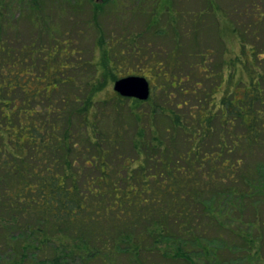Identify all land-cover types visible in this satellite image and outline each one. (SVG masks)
<instances>
[{"label": "trees", "instance_id": "16d2710c", "mask_svg": "<svg viewBox=\"0 0 264 264\" xmlns=\"http://www.w3.org/2000/svg\"><path fill=\"white\" fill-rule=\"evenodd\" d=\"M171 2L156 0L168 12ZM122 11L121 0H0V264H199L198 256L209 264L234 237L245 245L252 231L264 233V51L238 33L239 52L225 62L238 64V78L220 74L198 100L199 116L185 111L189 99L179 111L153 93L139 100L114 90L99 100L107 80L120 78L114 35L99 20ZM82 13L83 26L98 30L95 63L74 56L53 17ZM252 15L254 24L264 16ZM23 19L41 42L17 37ZM73 26L81 32L82 20ZM84 65L104 79L88 78L82 94ZM157 74L163 92H195L176 74Z\"/></svg>", "mask_w": 264, "mask_h": 264}, {"label": "rangeland", "instance_id": "374dc122", "mask_svg": "<svg viewBox=\"0 0 264 264\" xmlns=\"http://www.w3.org/2000/svg\"><path fill=\"white\" fill-rule=\"evenodd\" d=\"M121 1L125 3V11L120 12L116 17L104 15L99 20L100 28L106 32L105 35L107 37L111 34L114 35L109 44L111 46L117 44L114 49L115 52L111 54L112 58L117 61L115 65L116 72L119 77L127 75L146 76L152 86L154 84L153 94L151 93L153 100L165 107H173L182 111L186 106L183 105L182 100L189 99L186 106L189 105V108L185 111L191 110L192 113L199 116L198 113L202 108H200L198 100L209 92V85H213L219 79L220 74H223L227 79L229 74L234 72V78L232 79L233 82L236 81L238 78V64L232 66L228 63L225 64V62L231 55L239 52L238 33L243 34V37H246L248 42L253 43L258 51H264V16L260 17L261 21L259 23L254 24L253 21L256 19L252 15L257 12V9L264 14V0H210L207 1V5L206 0H172L169 12L157 5L156 0ZM133 8H142V14L137 13L136 9ZM159 11L162 13H159ZM83 14L75 18L67 15L63 17L62 15L56 16L55 14H53V17L58 22L61 38H63V34L73 38L74 56H81L80 60L86 64L88 60L94 62L91 55L94 54L93 46L95 41L99 39V35L97 29L83 26V22L88 18V15ZM170 16L178 24V28L174 22L171 26ZM187 19L188 21H186ZM75 20L76 22L82 20L81 32L76 30L74 26L71 27ZM194 27L198 28L194 30ZM233 27H235L236 32L233 31ZM175 28L181 34L172 38ZM17 35L23 41V44L25 42L29 43L30 40L36 39L38 36L37 29L31 27L24 19L19 24ZM38 38L41 42L42 36L40 34ZM125 39H127L126 42ZM43 40L45 39L43 38ZM173 40L180 41L179 46H176V48ZM208 53H210L209 56H207ZM101 54V49H97L94 59L99 60ZM173 56L175 60H172ZM85 67V65L82 67L81 74L82 94L87 90L88 82L86 81L88 78L91 83H94V80L97 82L98 78L100 80L104 79L103 75L98 74V78L95 77L93 80L94 73L90 71L91 69L85 71ZM158 69L168 71L171 75L176 74L178 78L183 80V88L192 86L195 92L182 94L177 93L174 88H167L163 92L162 89H159ZM107 76L111 78V74ZM196 83L198 84L196 85ZM113 85L114 81L107 80L102 92L98 95L99 100L110 97V93L114 91ZM200 92L201 95H199ZM179 102L180 107L176 108V103ZM149 107L147 104L142 105V108L146 110ZM107 110L105 111L106 116L109 117L110 111ZM104 119L103 122L107 131L112 119L109 120L106 117ZM167 120L165 118L158 119V130H165L169 125V119ZM127 131L129 137L133 136L134 126H129ZM148 131L149 124L146 128V137H148ZM127 144L123 151L128 154L129 158L136 159V151L131 147L130 142H127ZM178 144H181V142L178 141ZM116 162L112 160V163ZM4 199L5 195L0 192V203L4 202ZM235 227H238V225L236 224ZM214 235L216 236V233ZM228 235H226L227 240L230 238ZM251 235L254 238L249 244L243 245L241 239L234 237L231 241L234 245L230 248L229 245H225L213 250L210 259H213L215 263L210 261L209 264H264V233L259 240L255 231H252ZM218 243L216 242L214 245L216 246ZM204 259L200 256L197 257L199 264H205ZM179 264L184 263L180 262Z\"/></svg>", "mask_w": 264, "mask_h": 264}, {"label": "water", "instance_id": "95a60500", "mask_svg": "<svg viewBox=\"0 0 264 264\" xmlns=\"http://www.w3.org/2000/svg\"><path fill=\"white\" fill-rule=\"evenodd\" d=\"M113 89L122 96L147 100L151 94L149 80L143 75H127L114 81Z\"/></svg>", "mask_w": 264, "mask_h": 264}, {"label": "flooded vegetation", "instance_id": "af4514ba", "mask_svg": "<svg viewBox=\"0 0 264 264\" xmlns=\"http://www.w3.org/2000/svg\"><path fill=\"white\" fill-rule=\"evenodd\" d=\"M146 77V76H145ZM147 78V77H146ZM149 80V79H148ZM150 82V81H149ZM150 86H151V93H152V88H153V86H152V83L150 82ZM151 95V94H150Z\"/></svg>", "mask_w": 264, "mask_h": 264}]
</instances>
